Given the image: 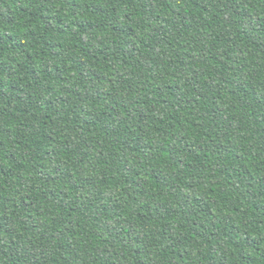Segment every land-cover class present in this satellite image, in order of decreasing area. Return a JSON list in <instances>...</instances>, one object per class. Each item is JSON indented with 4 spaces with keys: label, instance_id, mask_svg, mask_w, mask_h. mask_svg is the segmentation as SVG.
Masks as SVG:
<instances>
[{
    "label": "trees",
    "instance_id": "trees-1",
    "mask_svg": "<svg viewBox=\"0 0 264 264\" xmlns=\"http://www.w3.org/2000/svg\"><path fill=\"white\" fill-rule=\"evenodd\" d=\"M0 264H264V0H0Z\"/></svg>",
    "mask_w": 264,
    "mask_h": 264
}]
</instances>
